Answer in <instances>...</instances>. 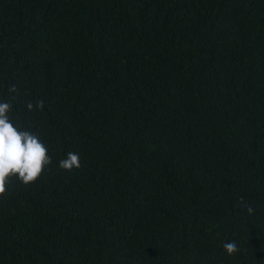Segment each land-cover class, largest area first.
I'll list each match as a JSON object with an SVG mask.
<instances>
[{
    "label": "trees",
    "instance_id": "16d2710c",
    "mask_svg": "<svg viewBox=\"0 0 264 264\" xmlns=\"http://www.w3.org/2000/svg\"><path fill=\"white\" fill-rule=\"evenodd\" d=\"M0 102V264H264V0H0Z\"/></svg>",
    "mask_w": 264,
    "mask_h": 264
},
{
    "label": "clouds",
    "instance_id": "9594fccd",
    "mask_svg": "<svg viewBox=\"0 0 264 264\" xmlns=\"http://www.w3.org/2000/svg\"><path fill=\"white\" fill-rule=\"evenodd\" d=\"M9 91L18 93L15 85L10 86ZM36 106L43 107V102H38ZM27 108L31 111L33 104L29 102ZM10 111L11 103L0 102V197H6L7 186L13 178L25 186L34 184L51 164L48 148L36 134L15 126L9 118ZM80 167V157L75 152H69L67 158L59 161V168L62 170L71 171ZM247 211L251 214L253 208L248 206ZM223 246L229 256L239 250L235 242H228Z\"/></svg>",
    "mask_w": 264,
    "mask_h": 264
}]
</instances>
